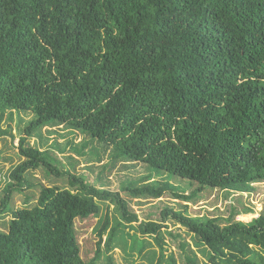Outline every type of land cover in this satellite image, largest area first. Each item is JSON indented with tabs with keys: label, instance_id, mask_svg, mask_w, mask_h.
<instances>
[{
	"label": "trees",
	"instance_id": "16d2710c",
	"mask_svg": "<svg viewBox=\"0 0 264 264\" xmlns=\"http://www.w3.org/2000/svg\"><path fill=\"white\" fill-rule=\"evenodd\" d=\"M14 111L35 117L19 146L24 161L0 200V220L10 218L0 229V264H99L103 255L114 264L111 252L127 247L120 228L139 221L130 202L60 171L28 138L66 125L119 158L198 184L187 195L170 183H134L123 189L133 199L252 193L264 183V0H0V123ZM40 168L67 176L71 189L43 186L35 203L15 208ZM108 201L120 218L113 228L108 215L98 224L86 262L81 227ZM188 208H166L162 223L140 224L161 248L158 264H177V254L181 264H264V211L244 223L235 218L252 209L224 219ZM168 221L204 247V262L172 232L177 253L166 257ZM133 238L142 255L148 242Z\"/></svg>",
	"mask_w": 264,
	"mask_h": 264
},
{
	"label": "rangeland",
	"instance_id": "374dc122",
	"mask_svg": "<svg viewBox=\"0 0 264 264\" xmlns=\"http://www.w3.org/2000/svg\"><path fill=\"white\" fill-rule=\"evenodd\" d=\"M34 117L32 113L14 111L6 113L0 123V200L4 196V188L11 172L24 161L20 155L19 146L25 137V129ZM27 144L49 152L55 160V166L60 171L85 177L90 184H95L98 188L119 192L130 202V210L137 214L139 221L131 224L124 222L125 226L120 228L118 235L126 239L127 247L120 243L111 252L110 256L114 264H158V260L154 259V253L159 257L161 248L156 243L155 236L143 235L139 227L142 222L162 223L160 216L166 208L180 210L181 205H188V212L191 216L224 219H227L233 210L252 209L253 213L242 214L235 218V221L244 223L258 218L264 211V183L256 185L252 193L240 194L220 190L204 192L198 201L190 203L174 200L169 196L160 200L133 199L125 194L123 189L134 183L138 186L151 182L170 183L187 195L191 194L198 184L166 171H157L142 162H128L119 158L117 157L119 154L112 147L93 141L80 131L66 125L44 127L28 138ZM147 178L150 180L148 181ZM27 180L29 187H26L22 194H16L14 197L15 208L22 207L28 199H31V204L35 203L43 186L71 189L67 176L56 177L48 174L44 168L32 172ZM105 215L110 217V228L116 226L120 217L115 203L111 201L102 203L101 215L95 223L81 227L80 243L83 259L86 262L90 261L91 251L95 244V229ZM9 219L0 220V229L6 230V223ZM165 225L167 229L162 230L161 237L166 257L177 253L170 238L172 232L182 236V240L189 245L191 254L196 255L201 263L206 260L203 254L204 247L197 246L194 236L185 228L174 221H168ZM135 235L139 237L138 241L148 242L147 249L142 255L138 249L131 248ZM176 260L177 264H181L178 254ZM99 264H109L106 255L102 256Z\"/></svg>",
	"mask_w": 264,
	"mask_h": 264
}]
</instances>
